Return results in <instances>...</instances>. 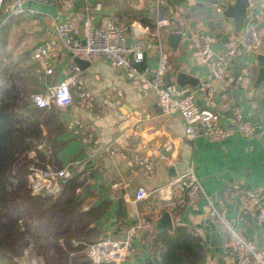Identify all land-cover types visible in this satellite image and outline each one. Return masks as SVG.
I'll use <instances>...</instances> for the list:
<instances>
[{"label": "crops", "instance_id": "1", "mask_svg": "<svg viewBox=\"0 0 264 264\" xmlns=\"http://www.w3.org/2000/svg\"><path fill=\"white\" fill-rule=\"evenodd\" d=\"M232 1L105 0L106 5L103 2L106 13L114 15L121 23L135 26L139 32L143 27L153 32L157 11H161L168 24L161 28L170 71V78L165 81L176 84L180 72L196 77L197 84L199 80H206L211 85L212 95L209 99L199 97L200 106L218 113L221 124L226 128L231 127L236 112L257 127V132L250 136L230 130L221 140L210 139L202 133L193 138L187 137L178 111L151 85L152 73L146 79L126 76L103 57L88 61L89 66L83 70L77 66L81 87L73 89L70 104L60 107L66 127L60 136L64 147L59 152V167L78 159L83 170L93 171L94 178L85 182L89 191L81 197L85 198V203L80 211H88L106 201L108 208L97 225L105 230L107 236L112 233L123 235L124 228L137 215L145 216L154 223L164 211L158 194L134 203L136 189L143 187L146 191H154L191 166L199 179L200 188L186 207L170 214L174 229L188 227L199 236L204 253L201 264H231L223 250L218 226L208 215L210 205L222 208L235 230L254 247L264 246V221H257V212L248 206L243 192L233 189L237 184L242 190H264V81L258 86L254 84L259 69L258 60L254 53L245 52L231 61L233 73L243 77L239 83L234 79L226 83L214 81L208 65L211 58L242 38L250 28H254L260 36V53L264 54V0H249L250 6L239 33L235 31L231 18L218 17L223 7ZM24 7L26 10L20 20L29 23V9L50 8L35 2L25 3ZM26 32L30 33V37H42L30 25ZM170 32L181 34L176 50L166 43ZM140 34L148 37L147 32ZM134 37L128 33L126 42H132ZM203 41L208 43L206 56L199 55ZM29 44L31 47L34 45ZM143 62L152 71L157 62L156 50L147 52ZM36 64L39 84L43 89L42 70ZM71 66L76 65L70 55L55 60L52 79H62L64 71ZM185 85L197 88L188 83ZM81 91L90 93L91 99L87 104L78 102ZM183 140L192 141L189 163L181 159ZM91 191L93 194H90ZM119 199L126 206L123 227L115 225ZM85 206H88L87 210H83ZM149 234H139L133 239L131 257H126L122 264H144L145 253H151Z\"/></svg>", "mask_w": 264, "mask_h": 264}, {"label": "built area", "instance_id": "2", "mask_svg": "<svg viewBox=\"0 0 264 264\" xmlns=\"http://www.w3.org/2000/svg\"><path fill=\"white\" fill-rule=\"evenodd\" d=\"M28 2L50 6L48 10H28L31 13L30 26L42 35L30 49L31 59L38 63L42 70L43 89L30 96L37 107L44 108L51 104L66 106L73 101V89L79 90L81 87L77 66L66 69L59 81L52 79L55 60L65 55L86 61L103 57L126 76H140L146 79L147 75L152 73L151 85L178 111L187 137L193 138L202 133L210 139L221 140L230 130L248 136L257 132V127L248 122L241 113L236 112L231 127L226 128L221 124L218 113L200 106L199 97L209 99L212 95L211 85L206 80H199L197 88L189 85L177 87L175 83L165 81L168 55L163 49L161 28L168 24L161 11H157L156 28L153 32L147 27L140 29L141 33L148 34V37H143L135 26L121 23L114 15L106 13L103 3L99 0H0V32L8 19L24 13V5ZM262 19L264 21V14ZM128 33L135 36L130 43L126 42ZM153 49L157 53L156 67L152 71L146 66L140 69L138 66L144 61L146 53ZM261 49L260 36L254 28H250L242 38L209 60L210 76L219 83H226L231 79L236 83L241 82L243 77L233 73L231 61L245 52L260 53ZM208 51V43L203 41L199 55L206 56ZM79 98L81 103L87 104L91 99L90 93L81 91ZM81 163L75 159L59 169L33 168L27 176L31 195L57 194L62 188V179L71 175ZM84 178L85 175L80 174L79 180ZM199 188V179L192 167L188 166L178 177L154 191L138 187L132 202L158 194L162 209L179 212L192 201ZM233 189L243 192L248 206L257 212V221L263 222L264 190H242L237 184ZM75 192L81 193L82 186H78ZM87 209L88 206L83 208ZM208 215L218 226L223 250L231 264H264V246L256 248L240 235L222 208L210 205ZM152 226V220L137 215L134 221L124 228V239L122 235L114 239L107 236L94 244L86 245L84 253L93 264H122L127 253L133 251V239L139 234H148ZM72 243L76 245L75 241Z\"/></svg>", "mask_w": 264, "mask_h": 264}, {"label": "trees", "instance_id": "3", "mask_svg": "<svg viewBox=\"0 0 264 264\" xmlns=\"http://www.w3.org/2000/svg\"><path fill=\"white\" fill-rule=\"evenodd\" d=\"M20 16L8 19L0 32V264H20L26 254L43 264H93L84 248L105 232L97 221L108 203L101 201L81 212L85 198L75 192L94 178L93 171L79 167L62 179L55 195L30 193L27 176L33 168H60L64 147L60 136L66 124L62 108L55 104L39 108L31 101V94L42 90L38 65L29 54L31 45L17 59L7 51L6 34ZM144 66L142 62L138 67ZM80 174L85 175L82 181ZM125 210L119 199L117 227L124 225ZM150 250L151 264H201L204 255L199 236L182 226L158 234Z\"/></svg>", "mask_w": 264, "mask_h": 264}, {"label": "water", "instance_id": "4", "mask_svg": "<svg viewBox=\"0 0 264 264\" xmlns=\"http://www.w3.org/2000/svg\"><path fill=\"white\" fill-rule=\"evenodd\" d=\"M250 6L249 0H233L232 2H229L226 4L225 7L218 13L219 18H231L234 23L235 31L240 32L243 26V21L246 16V11ZM181 40V34L177 32H170L167 34L166 37V43L174 50H176L179 42ZM256 59L258 60V74L255 79V86H258L261 82L264 81V54L258 53L255 54ZM73 63H75L76 66H78L81 70L85 69L89 66V62L85 60H81L77 57H73ZM190 84L192 86L197 87V78L194 76L187 75L184 72H180L176 78V84L177 87H181L185 84ZM192 150V141L191 140H183L181 142L180 147V154L181 159L189 163L190 162V155ZM89 191V185L85 184L82 187V195L81 197H84L87 192ZM174 230V225L172 221V217L170 212L167 210H164L161 214V216L153 223L152 229L149 234V243L150 246L152 244V241L156 238L158 234L164 233V232H172ZM107 237V233H103L101 235V239H105ZM115 234H111V238H115ZM123 239L125 238V235H122ZM127 257H131V253H127ZM151 253L147 252L144 256V264H151Z\"/></svg>", "mask_w": 264, "mask_h": 264}, {"label": "rangeland", "instance_id": "5", "mask_svg": "<svg viewBox=\"0 0 264 264\" xmlns=\"http://www.w3.org/2000/svg\"><path fill=\"white\" fill-rule=\"evenodd\" d=\"M102 3H105V0H99ZM21 25V26H20ZM30 23L28 21L19 20L18 23H15L12 25V28L8 30L6 34V48L7 51L11 50V54L13 55V59H17L19 55L22 54L25 46H27L29 43L32 45L37 43L39 39H41V36H33L30 37V33L28 32H23L22 28L25 26V28H29ZM29 42V43H28ZM30 45V44H29ZM170 78V71H169V64H168V69L165 75V79ZM29 257L27 254L23 258L19 260L20 264H43L42 260L37 261L34 258Z\"/></svg>", "mask_w": 264, "mask_h": 264}]
</instances>
